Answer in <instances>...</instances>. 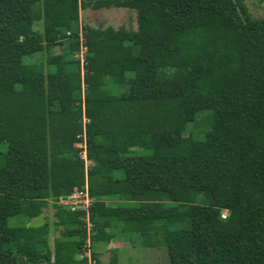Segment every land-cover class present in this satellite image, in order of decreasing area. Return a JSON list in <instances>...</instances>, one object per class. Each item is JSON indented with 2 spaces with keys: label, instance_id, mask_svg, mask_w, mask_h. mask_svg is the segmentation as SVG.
<instances>
[{
  "label": "trees",
  "instance_id": "trees-1",
  "mask_svg": "<svg viewBox=\"0 0 264 264\" xmlns=\"http://www.w3.org/2000/svg\"><path fill=\"white\" fill-rule=\"evenodd\" d=\"M109 7L137 29L80 23ZM0 142V264H100L87 240L157 232L173 264H264V17L245 0H0ZM75 189L88 211L57 202ZM51 202L53 246L49 221L10 224Z\"/></svg>",
  "mask_w": 264,
  "mask_h": 264
},
{
  "label": "rangeland",
  "instance_id": "rangeland-1",
  "mask_svg": "<svg viewBox=\"0 0 264 264\" xmlns=\"http://www.w3.org/2000/svg\"><path fill=\"white\" fill-rule=\"evenodd\" d=\"M248 5L249 11L253 18H263L264 17V0H245ZM80 23L81 24H91L93 26L99 27H115L125 26L128 29L136 30L138 27L136 10L129 7H109L102 8L100 10L95 9H82L80 11ZM43 21L36 22L34 28L36 30H43ZM86 48H82L79 52H76V57L81 59L83 62V54ZM59 52V46H55L52 49V53L56 54ZM36 55L25 56L26 62L36 59ZM47 57V52H44V59ZM127 90L126 87L122 86H112L111 93L121 94ZM207 122V119L202 116L197 119L196 122L190 123L188 126L187 134H195V137H199L200 133L206 130L203 126ZM198 125V126H196ZM78 147H86L84 142H79L76 144ZM8 151V144L0 142V165L4 162V154ZM82 156L86 158L85 151H82ZM94 162L86 161L87 166L93 165ZM109 203L116 204L119 202L117 198L108 199ZM50 222V243L53 246L54 239L56 236V227L54 226V207L51 202L49 206L44 208L42 214L33 217L31 219H26L25 217H12L10 218V224H20V225H32L38 226L44 222ZM120 234V233H119ZM122 235V233H121ZM124 236H129V240H124V237L117 236L111 241H98L95 243H90L87 240V248L85 255L91 256L92 251H97L100 253V264H173L171 262V255L167 249L166 239L161 232L155 234L151 233L148 236L141 237V235L136 233H125ZM131 235V236H130ZM94 262V261H93Z\"/></svg>",
  "mask_w": 264,
  "mask_h": 264
},
{
  "label": "built area",
  "instance_id": "built-area-1",
  "mask_svg": "<svg viewBox=\"0 0 264 264\" xmlns=\"http://www.w3.org/2000/svg\"><path fill=\"white\" fill-rule=\"evenodd\" d=\"M63 207L70 209L72 211L86 210L88 211L89 206L92 204L93 199L88 193V190L75 189L70 194L62 195L57 201ZM229 211L228 209H223L221 216L223 218L227 217ZM89 226H92L89 223ZM93 260H90L89 264H93Z\"/></svg>",
  "mask_w": 264,
  "mask_h": 264
},
{
  "label": "crops",
  "instance_id": "crops-1",
  "mask_svg": "<svg viewBox=\"0 0 264 264\" xmlns=\"http://www.w3.org/2000/svg\"><path fill=\"white\" fill-rule=\"evenodd\" d=\"M126 241V240H125ZM102 264H105V263H102Z\"/></svg>",
  "mask_w": 264,
  "mask_h": 264
}]
</instances>
